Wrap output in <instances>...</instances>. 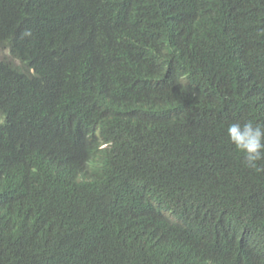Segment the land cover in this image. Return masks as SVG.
Masks as SVG:
<instances>
[{"label": "trees", "instance_id": "obj_1", "mask_svg": "<svg viewBox=\"0 0 264 264\" xmlns=\"http://www.w3.org/2000/svg\"><path fill=\"white\" fill-rule=\"evenodd\" d=\"M0 47V264H264V0H0Z\"/></svg>", "mask_w": 264, "mask_h": 264}, {"label": "clouds", "instance_id": "obj_2", "mask_svg": "<svg viewBox=\"0 0 264 264\" xmlns=\"http://www.w3.org/2000/svg\"><path fill=\"white\" fill-rule=\"evenodd\" d=\"M229 142L241 153L246 167L264 172L259 162L264 161V125L252 121L232 122L226 127Z\"/></svg>", "mask_w": 264, "mask_h": 264}, {"label": "rangeland", "instance_id": "obj_3", "mask_svg": "<svg viewBox=\"0 0 264 264\" xmlns=\"http://www.w3.org/2000/svg\"><path fill=\"white\" fill-rule=\"evenodd\" d=\"M5 58V59H10L11 57L9 56L8 50L4 47H0V59ZM13 60V59H12ZM14 61V60H13Z\"/></svg>", "mask_w": 264, "mask_h": 264}]
</instances>
